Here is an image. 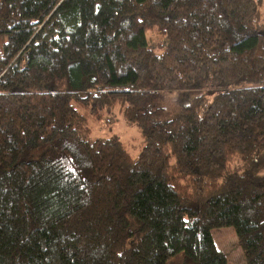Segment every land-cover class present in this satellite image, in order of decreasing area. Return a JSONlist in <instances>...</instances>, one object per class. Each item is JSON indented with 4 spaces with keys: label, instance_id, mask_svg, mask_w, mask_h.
<instances>
[{
    "label": "trees",
    "instance_id": "trees-1",
    "mask_svg": "<svg viewBox=\"0 0 264 264\" xmlns=\"http://www.w3.org/2000/svg\"><path fill=\"white\" fill-rule=\"evenodd\" d=\"M220 226L264 264L262 0H0V264H227Z\"/></svg>",
    "mask_w": 264,
    "mask_h": 264
},
{
    "label": "rangeland",
    "instance_id": "rangeland-1",
    "mask_svg": "<svg viewBox=\"0 0 264 264\" xmlns=\"http://www.w3.org/2000/svg\"><path fill=\"white\" fill-rule=\"evenodd\" d=\"M264 10V0H262ZM197 93L195 89H183L174 92L163 93L162 104L168 110L176 109L183 102ZM112 116V115H111ZM102 123H93L92 131L94 135H109L117 133L126 142L129 151L136 154L140 148L141 136L134 123H130L122 113H115L109 120V114L104 116ZM214 241L227 257V264H247L243 250L239 244L236 232L232 226H220L211 230Z\"/></svg>",
    "mask_w": 264,
    "mask_h": 264
},
{
    "label": "built area",
    "instance_id": "built-area-1",
    "mask_svg": "<svg viewBox=\"0 0 264 264\" xmlns=\"http://www.w3.org/2000/svg\"><path fill=\"white\" fill-rule=\"evenodd\" d=\"M108 119L110 120V117Z\"/></svg>",
    "mask_w": 264,
    "mask_h": 264
}]
</instances>
